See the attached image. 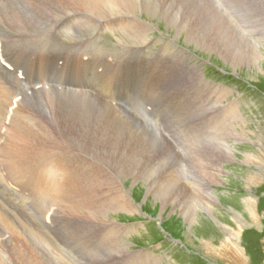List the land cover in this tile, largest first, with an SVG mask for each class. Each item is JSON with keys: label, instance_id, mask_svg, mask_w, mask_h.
<instances>
[{"label": "rangeland", "instance_id": "374dc122", "mask_svg": "<svg viewBox=\"0 0 264 264\" xmlns=\"http://www.w3.org/2000/svg\"><path fill=\"white\" fill-rule=\"evenodd\" d=\"M24 1H0V43L10 33H29L31 29L38 30L36 46L49 50L58 46L86 48L93 55L109 56L113 60L116 57L119 65L112 71L126 70L127 74L123 90L118 93L122 98L111 104L100 96L106 97V89L113 83L100 85L96 89L100 96L84 86L61 91L38 89L71 92L68 99L78 100L77 95L85 93L94 101L116 109L124 119V126L132 129L131 134L145 138L142 152L146 153L140 154L138 160L132 158V162L147 168L138 173L113 175V184L121 189L127 205L122 209L117 204L119 200H115L118 195L112 199L105 197L106 187L100 183L101 176L90 174L92 161L82 154L84 171L74 154L62 151L65 155L63 171L51 175L55 177V183H51L47 181L49 174L42 172L38 165L48 163V168L62 156L61 151H35L26 156L0 153V264H264V75L260 71V68L264 70V0L162 2L167 5L163 10L171 19L182 15L191 20L189 30L193 31V26L201 23L209 26L210 22L212 29L222 34L223 42L227 40L230 51L260 53V67L251 66L246 58L240 59L241 55L233 64L216 49L196 45L188 39L190 32H187L188 38L184 31L177 33L175 25L169 23L163 12L141 14V19L152 30L144 42L136 43L121 28L111 30L112 34L96 35L106 28L111 29L109 24L105 25L106 20L100 18L93 17L88 23L77 18L68 27L64 26L63 18L57 21L59 16L82 10L69 1L61 0L65 8L45 19L36 15L41 17L38 8ZM199 7L202 13L197 10ZM190 12L200 14L202 20ZM89 34L99 36L96 44ZM61 37L69 41L66 46L60 44ZM33 39L36 36H31ZM165 39L169 40V45ZM25 52L32 54L34 50ZM56 55L67 56L63 52ZM70 58L72 55L68 57L69 62ZM60 62L59 71L63 73L70 63ZM111 64L109 61L110 67ZM32 77L50 81L40 74ZM38 89L35 91L41 95H37L36 100H42L47 106L44 93ZM3 95L0 93L1 97ZM21 98L17 102L22 109L46 123L45 117L36 116L44 106L39 107L34 102L23 105ZM6 105L5 101L0 106V128L9 127ZM122 131L126 133L124 127H118L116 134ZM2 133L0 129V140ZM125 140L130 141L126 137ZM30 145L21 143L32 150L41 144ZM226 145L233 147L232 154ZM127 146L131 149L134 143ZM68 162L78 164L80 171H74ZM210 194L214 200L210 199ZM200 202L210 205L209 215L202 211ZM105 214L107 219L103 217ZM201 224L205 225V231H200ZM233 234L239 239H234ZM199 239L210 245L207 250ZM232 242L242 248V258L228 252Z\"/></svg>", "mask_w": 264, "mask_h": 264}, {"label": "bare ground", "instance_id": "6f19581e", "mask_svg": "<svg viewBox=\"0 0 264 264\" xmlns=\"http://www.w3.org/2000/svg\"><path fill=\"white\" fill-rule=\"evenodd\" d=\"M0 1H2V0H0ZM27 1L31 6H34V7L39 9V11L41 12L40 13L41 17L37 13H36V15H38V17L42 18V19L49 17L50 14H53V13L55 14L58 12L60 13V9L65 8V6L63 7V5H65V4L62 5L61 0H27ZM66 1H69V2H71V4L79 6L80 8H82V10H81V12L71 11V12L63 13V15L59 16L57 21L59 19L63 18L64 26L71 24L72 20H76L77 18L82 19L86 23H88V21L90 19H92L93 17L100 18L101 20H106L105 21L106 24L105 23L104 24L106 26H108V24H109V27L111 29L108 31V29L106 28L105 30H103L102 32H99L96 35L100 36L104 32L105 33L111 32V34H112L113 32L111 30L115 31V29L121 28V30L123 32H126V35L136 43L144 42L148 38V33L152 30L141 19V14L147 13V15L148 14L152 15V14H157V13L161 14V12H163L165 14L163 9L165 7H167V5H165V3H164V5L162 4V2L164 0H66ZM184 4H185V2H184ZM8 7H9V5H8ZM206 8H207V6H206ZM197 10L200 12L203 11L200 7L197 8ZM20 11H22V10H20ZM165 11L168 13V11L166 9H165ZM189 11L190 10H188L186 13L188 14ZM71 13H79V14L72 16ZM190 13H191L190 15L195 16L199 20L202 17V16L200 17V14L198 15L195 12H190ZM42 15H45V16H42ZM11 17L12 16H10V18ZM38 17H36V18H38ZM151 17L152 16H150V18ZM166 17H168L169 23H172L175 25L177 33H182L184 31L186 34V37L188 38L189 34H187V32L189 31L191 35L188 39H189V41L190 40L194 41L196 43V45L202 46V48H204V49H206V48L207 49L208 48L216 49L225 58H229L233 64L238 62L240 59L246 58L247 63L251 64V66L254 65L255 67H260L259 64L262 60V56L260 55V53L258 54V52H257V54H255L256 53L255 52V53L249 54V53H245V51L241 52V50H238V52L240 53L239 54L238 52H235V49H234V51H230V49L227 47V46H229L226 43L227 40L225 42H223L224 40H223L222 34L221 33L219 34L218 31L215 30V28L213 30L212 28L214 26H211L210 22L208 23L209 26H205L204 24H202L200 22L202 26L201 25L200 26H193V31H192V29L189 30L190 23H192V22L187 16L182 17V15H179V16L171 19L170 14L168 13V15H166ZM109 19H112V21ZM50 21H52V20H50ZM203 22H205V20H203ZM38 25H40V24H38ZM184 25H186V26H184ZM171 27H173V26L171 25ZM209 29H212V30H209ZM45 30H46V28H45ZM48 31H49V29H48ZM191 31H192V33H191ZM219 31H221V30H219ZM21 32H17L15 34L10 33L9 35L7 34L8 36L6 38H4L2 40V42L0 43V46H1V48H0V93L4 94L3 97L0 96V106H2L6 101L7 102L6 111H7V114L10 115L9 127L8 128H4V127L0 128L3 132L0 142H2V144L4 145V146H2L0 144V153L10 154L11 156L12 155H15V156L25 155L26 156V155H30L31 153H35V151H37V152H49V151H53V150H57V151H61V152L65 151L66 153L74 154L79 159L80 167H81L82 171H84L82 160H81V154H82V155L88 157L89 161H92L93 168H92V173H90V174H93V173L96 174L97 173L101 176V182L100 183L106 187V189L104 188L105 189L104 192L106 194L105 197L112 199V197H115L118 195L117 199H115V200H119V203H117V204L120 205L119 207L122 206V209H123L127 205H125L126 202L123 200V196L120 193L121 189L118 187H115V185L113 184V180H114L113 175L115 173H118V175L121 174L119 172H124V173L137 172L138 173V172H140V170H145L147 168L145 165H143L142 167H139L140 166L139 163L137 164V163H135V161H134V163L132 162V158L134 160H138L141 157L140 154L146 153V152H142V151H144L142 148V146L144 144L142 139L145 140V138L142 136H138L135 133L131 134L132 129L128 130L127 129L128 127L126 128L124 126V124L122 123V121L124 119H122L117 114L120 112H118L116 109H113L111 107H110L111 108L110 109L109 107H107L106 105H104L98 101H94V99L90 95L85 94V93H81V94L77 95L78 97H80V100L68 99V98H70L71 92L68 93L65 91H63V92H57V91H61L64 89L73 90L74 88L84 86V89H87L88 91H90L92 93H94V92L97 93L96 89L100 85L101 86L106 85V84L110 85L113 83L109 88L106 89L107 90V92H106L107 96L106 97L100 96L97 93V95H99L101 98H104L106 101H108L111 104L112 101L119 100V98H122V95H118V93H120L123 90V85L126 81V74H127V73H125L126 70L116 71V69H115V71H112L113 68H115L119 65V62H118L116 57L113 60V59H110L109 56L104 57V56H99V55H93L91 53V51L86 49V48L76 49V48H67V47L58 46L57 49L55 48V49L49 50L47 48H43L41 46H36L34 44L35 41L39 39V37L37 36L38 30L36 32V31L30 29L29 33H21ZM7 33H9V32H7ZM31 36H36V39L31 40ZM89 36L92 38V43L96 44V41L99 38V36L95 37L93 34H89ZM230 41H232V40L230 39ZM25 42H28V43H25ZM59 42L62 46H66L69 43V41L65 40V37L64 38L61 37ZM165 42L168 45L170 44L169 40L165 39ZM23 43H24V45H26V44L27 45L24 46ZM241 43H240V45H241ZM243 44H244V42H243ZM28 45L30 47H28ZM22 47H25L24 50H22ZM94 48H97V47H95V45H94ZM251 48H250V50H251ZM25 50H34V52H32V54H31L29 52H25ZM60 52L66 53L68 57L70 55H72V58H70L71 62H69L67 56H61V55L57 56L56 55V53H60ZM34 53L35 54L37 53L36 54L37 56H35ZM238 55H239V57L241 55L240 59H239ZM260 56H261V58H260ZM60 60L68 61L70 63V66L64 67L63 70H65V71L63 73H61L62 70L59 71L60 66H61ZM109 61H110V63H112L111 64L112 67H110L108 65ZM115 62H116V64H115ZM178 66H181V65H178ZM187 71L191 75L193 74L192 71H190L188 69H187ZM260 71H261V73L263 72V75H264V70H262L260 68ZM36 74H38V75L40 74V75H42L43 79H47L50 81L49 82L38 81L35 77H32ZM194 74H196V72H194ZM60 75H62L61 78H59ZM200 80H201V78H200ZM56 81H58V82H56ZM19 85H20V87H19ZM41 87L54 88V89H57V91L40 90ZM18 88H19V90H18ZM38 88H40V89H38ZM35 89H38L39 90L38 92H40V93H44L45 99L47 102V106L45 105L46 103L43 102L42 100H40V99L36 100L37 95H41V94L37 93L35 91ZM84 89H81V91H83ZM23 90H25L27 93L23 94L22 93ZM21 96H22V98L20 99V103L23 105H29V103L34 102L35 105H37L39 107H42V105L44 106L43 108H41L37 112L38 115H36V116L45 117L46 123H44V122L42 123L41 121H39V119L35 117V114L33 116L32 114L25 112L22 109L23 106H20L17 102ZM115 105L119 107L118 102H116ZM233 112L235 113V109L233 110ZM121 126L125 128L126 133H125V131H122L118 135V134H116V130L118 127L120 128ZM233 127H234V125H233ZM137 129H139V128H137ZM240 129H242V128H240ZM233 131H235V130H233ZM240 133H242V132H240ZM148 136H150V135H148ZM125 137L129 138L130 141L134 143V146L131 149H128L127 144H133V143H129L130 141L125 140ZM41 141H43V143H40ZM36 142H39V144H41L40 146H37L36 150L29 149L28 146H21V143H31L33 145ZM152 143L155 144L154 142H152ZM43 144L46 146H44ZM32 145H30V146H32ZM226 146L229 150L228 152L231 153V150L233 147L230 148L231 146H229V145H226ZM45 147H48V148H45ZM144 147L146 149L149 148L147 146H144ZM61 149H64V150H61ZM66 149H68L69 151H66ZM127 149H128V152H127ZM225 152L227 153V151H225ZM134 154H139V155L138 156H132ZM128 158L130 160H128ZM64 159H65V155L62 152V156L59 157L57 160H55L53 164L49 165L48 168H47L48 163H40V165H38V167L41 169L42 172H46L47 174H49V176L47 177L48 182L55 183V177L53 178L51 175L54 176V174H61L62 173ZM248 162H250V161H248ZM253 162H254V160H253ZM68 164H70L72 166V169L74 171L75 170L80 171L78 164L76 166H74L70 162H68ZM211 166H213V165H211ZM213 168H215V167H213ZM254 168H256V167H254ZM147 172H149V171H147ZM95 174H93V175H95ZM202 174H204V173L202 172ZM96 178H97V176H96ZM146 181H147V179H146ZM97 187H100V186H97ZM205 188H207V187H205ZM150 189H151V187H150ZM91 193H93V192L91 191ZM112 193H114V194L112 195ZM75 196H77V195H75ZM209 197L211 200L215 199V197H213L211 194L209 195ZM160 200H162V199H160ZM163 201H165V200H163ZM250 203H252V202L250 201ZM200 205H201L200 207L202 208L203 212L207 213L208 215L211 213L210 205L205 204L204 202H200ZM0 206H2V205H0ZM196 206H198V205H196ZM97 208H99V207H97ZM133 208H135V207H133ZM94 210H95V208H94ZM179 210H180V208H179ZM187 210H188V208H187ZM126 212H128V211H126ZM101 213H103V212L101 211L100 214ZM106 214L104 216L102 215L105 219H107ZM83 217H82V220H83ZM105 219H104V221H105ZM29 221H31V219ZM9 223L10 222H8V224ZM87 225H89V224H87ZM23 226H24V224H23ZM5 227L7 228V226H4V228ZM32 227H33V225H32ZM36 227H38V226H36ZM203 227H205V225L201 224L199 227L200 231H202V230L205 231V229ZM13 230L14 229L12 228V231ZM25 230H23V231H25ZM21 233L22 232H20V233L17 232V234H21ZM232 237L236 240L239 239L237 234H233ZM39 241H40V238H39ZM199 242L201 245H203L202 247L205 248V250H207L208 247L210 246L204 240L199 239ZM5 244H7L6 241H5ZM34 245H35V243H34ZM38 245H40V244H38ZM41 246H43V245H41ZM43 247H45V246H43ZM227 249H228V252L232 251L233 254L236 255V257L238 259H239V257L242 258V248H240V246L238 245L237 242H232V245H230V247H228ZM22 252H24V251H22ZM23 255H22V257H23ZM216 257H217V255H216ZM30 263H32V262H30ZM26 264H28V262Z\"/></svg>", "mask_w": 264, "mask_h": 264}]
</instances>
